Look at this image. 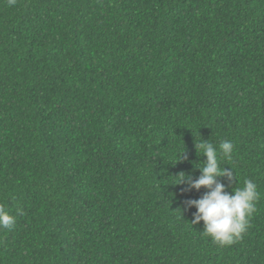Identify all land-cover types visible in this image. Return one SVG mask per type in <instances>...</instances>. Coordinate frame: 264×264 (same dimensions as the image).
<instances>
[{"label": "trees", "instance_id": "obj_1", "mask_svg": "<svg viewBox=\"0 0 264 264\" xmlns=\"http://www.w3.org/2000/svg\"><path fill=\"white\" fill-rule=\"evenodd\" d=\"M203 140L261 193L227 247ZM0 207V264H264V0H0Z\"/></svg>", "mask_w": 264, "mask_h": 264}, {"label": "clouds", "instance_id": "obj_2", "mask_svg": "<svg viewBox=\"0 0 264 264\" xmlns=\"http://www.w3.org/2000/svg\"><path fill=\"white\" fill-rule=\"evenodd\" d=\"M10 7L15 6L17 0H7ZM197 152H202L206 157V162L196 166L201 175L193 179L183 175L179 184L186 183L188 190L200 191L207 189L205 195L199 200L189 201V207H194L192 225H199L203 222V235L210 238L219 247H227L239 239L247 232L251 218L257 211V202L261 193L258 185L252 179H245L243 186H237L229 193L224 183L220 182V177H225L229 181H240L233 168L220 167V159L231 161L234 145L230 140H223L219 144V154L212 143L202 141L196 144ZM16 223V217L10 215L0 207V229H11Z\"/></svg>", "mask_w": 264, "mask_h": 264}]
</instances>
